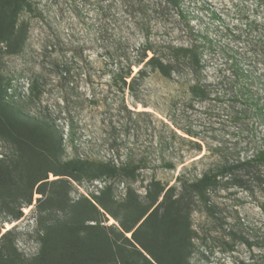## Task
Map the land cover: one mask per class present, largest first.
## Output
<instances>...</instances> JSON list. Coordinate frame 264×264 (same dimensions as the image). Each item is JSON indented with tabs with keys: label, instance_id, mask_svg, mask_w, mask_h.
Returning a JSON list of instances; mask_svg holds the SVG:
<instances>
[{
	"label": "rangeland",
	"instance_id": "374dc122",
	"mask_svg": "<svg viewBox=\"0 0 264 264\" xmlns=\"http://www.w3.org/2000/svg\"><path fill=\"white\" fill-rule=\"evenodd\" d=\"M125 3L0 0V100L11 112L45 119L61 132L62 161L79 158L121 166L129 159H146L133 181L115 182L116 204L123 203L128 187L145 206L152 180L173 187L177 198L183 194V177L209 176L213 183L202 200L186 193L178 211L159 208L149 239L165 264L177 262L158 251L173 252V221L184 223L185 218V264H264V163L251 161L264 147V0H178L177 6L168 0H136L128 8ZM12 24L15 38L9 33ZM145 37L165 61L169 45L194 48L199 63L180 61L168 79L148 72L136 81L133 97L128 91L122 96L110 75L119 63L132 61ZM13 122L14 130L19 122ZM7 129L0 122V159L9 170L0 180L9 188L10 209L19 216L2 220L0 211V248L11 245L20 261L6 264H56L61 254L58 225L63 213L57 205L47 219L60 224L49 236L39 232L41 182L33 185L38 175L46 173V190L49 182L64 179L71 203L89 202L99 211L94 215L101 225L118 229L93 201L104 187L103 177H56L54 164L46 167L32 157L9 138L13 130ZM162 160L172 168L162 167ZM124 236L130 244L119 241L128 250L132 244L154 264L131 233Z\"/></svg>",
	"mask_w": 264,
	"mask_h": 264
},
{
	"label": "trees",
	"instance_id": "16d2710c",
	"mask_svg": "<svg viewBox=\"0 0 264 264\" xmlns=\"http://www.w3.org/2000/svg\"><path fill=\"white\" fill-rule=\"evenodd\" d=\"M168 1L174 6L178 5V0ZM125 2V6L128 8L134 5L136 0H125ZM14 26L12 24L9 31L13 37V33H15ZM24 33L25 31H20V34L23 35ZM166 48L169 50V58L165 61V57L156 55L152 45L145 37L144 44L136 50L132 61L127 63L126 66L119 63L111 73L110 81L118 86L117 91L122 96L125 91H128L133 97L136 81L146 77L148 72H157L163 78L168 79L175 65L179 64L180 61L187 59L195 66L199 63V55L192 47L187 49L181 47L175 48L168 45ZM10 52L14 51L12 50ZM147 53H151V56L148 57ZM132 67L137 69L135 73H133ZM1 83L2 79H0V92H2L3 88ZM29 90L30 93L33 91V85L29 87ZM122 108L124 111L130 113L124 103L122 104ZM12 109L3 100H0V122L4 123L9 129L11 127L12 130L15 127L12 125L14 123L13 121L16 123L19 122L13 132L7 129V131L12 133L9 138L22 148L24 147V150L28 153L31 152L32 157H38L39 160H42L46 167L50 163L54 164L55 168L52 169V172L56 177H68L77 181H80L82 178L91 180L96 177H103L104 187L98 196L93 197V201L104 214L110 216L118 223V229L114 225L108 227L101 225L100 219L94 215L100 214L94 205L87 201L72 203L69 201L66 181L64 179L58 178L49 182V186L51 187L49 190H46L45 188L48 185L46 173L42 176L38 175L33 185L41 182L38 186V193L41 197L37 200L38 205L36 211L39 232H44L45 236H49L55 228V225L60 224L58 219H47L54 205H57L63 213V217L61 216V224L60 226L58 225L63 232V237H61L62 248L60 251L61 254L56 257V264H152L132 244L131 247H133V250L130 251L126 248L124 243L128 242L130 244V242L124 234L128 233H131V239L135 245L146 252L154 264H165L159 256L154 254V250H151L149 239L151 227H153L154 221L158 218L157 212L159 208H163L164 212H167L166 210L169 208H174L178 211V207L184 201V195L186 193L197 194L202 200L207 187L213 183L211 178L206 174L195 180L183 177L179 185L183 194L177 198H173V187L166 189L158 181L152 180L147 186V204L145 206L137 200L129 187L126 190L127 193L123 203L116 204L112 200L113 185L119 179L123 178L133 181L137 172L145 168L147 164L146 159L140 158L138 161L129 159L126 164L121 166H116L111 162L92 163L87 159L79 158L62 161L60 157L64 148L61 132L56 131L53 125L45 121V119L23 117L16 111L11 112ZM8 114H11L10 117L7 116ZM136 114L140 115L145 113L137 112ZM170 134L172 137L176 136L173 131H170ZM73 137V128L70 126L67 132V138L71 145L73 144ZM163 144L166 143L164 141L162 143L159 142L160 146H163ZM251 161L264 163V147L256 153ZM161 162L162 167L172 168L170 163H165L163 160ZM6 172L8 173L9 170L5 165V161L0 159V174ZM4 185L0 180V211L4 214L2 220H5L7 215L10 214L13 218H17L19 212L15 213L10 209L11 203L8 201L9 188L3 187ZM53 186H59V189ZM161 195L162 199L157 204L158 198ZM155 204H157L156 207L150 212ZM114 207L116 209L113 211ZM170 218L179 220L177 215H175V218ZM184 220V223L173 221L171 236L176 241L175 246H173V252H170L171 248L158 251L168 254V256L171 254L172 260L177 262L176 264L186 263V254L183 252L184 246L182 242L188 238L189 234L185 230L188 228V221L186 218ZM87 222H93L94 224L90 225ZM119 238H122L124 243H121ZM0 249L2 250H0V260L3 263H14L20 259L16 249L11 245L1 246Z\"/></svg>",
	"mask_w": 264,
	"mask_h": 264
}]
</instances>
